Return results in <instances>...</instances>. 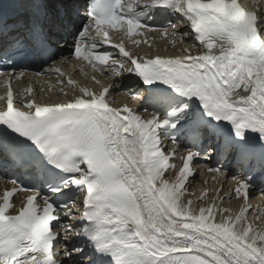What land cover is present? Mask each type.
<instances>
[{"label": "snow or ice", "instance_id": "6c2138e0", "mask_svg": "<svg viewBox=\"0 0 264 264\" xmlns=\"http://www.w3.org/2000/svg\"><path fill=\"white\" fill-rule=\"evenodd\" d=\"M8 4L0 3V172L23 170L28 184L0 175L12 185L0 190V264H264V223L246 216L251 189L264 182V9L240 0ZM148 32L186 45L184 55L126 48L148 43L135 38ZM66 49L79 71L111 82L72 79ZM43 76L71 98L39 102ZM122 78L136 85H125L132 99L145 86L143 112L112 106ZM14 81L27 82L23 94ZM229 160L243 178L229 176ZM201 170L236 183L197 195L189 180ZM22 191L31 194L17 204ZM232 198L243 201L236 213L222 206Z\"/></svg>", "mask_w": 264, "mask_h": 264}, {"label": "bare ground", "instance_id": "6f19581e", "mask_svg": "<svg viewBox=\"0 0 264 264\" xmlns=\"http://www.w3.org/2000/svg\"><path fill=\"white\" fill-rule=\"evenodd\" d=\"M186 46V45H184ZM178 49L181 48V47H177ZM56 94V93H55ZM194 183V182H193ZM197 183V181H195V184ZM196 187V186H195ZM194 185H191L189 191H193L194 190ZM231 187V186H230ZM229 186H224L223 189H229L230 188ZM208 190H209V193L211 196H215V191L214 189L212 188V186L210 185L209 187H207ZM194 197V196H193ZM192 197V198H193ZM209 198V197H208ZM229 202H237L236 205H222L223 207H230L232 210H236L234 211L233 213H236L237 210H239V208L241 207L242 203H240L236 198H233V200H229ZM219 203V201H218ZM247 203L251 204L253 206L252 209H249V212L246 213V216H249L251 217L253 215V213L255 215H259L261 217V221H257V223H264V200H250L248 201Z\"/></svg>", "mask_w": 264, "mask_h": 264}]
</instances>
